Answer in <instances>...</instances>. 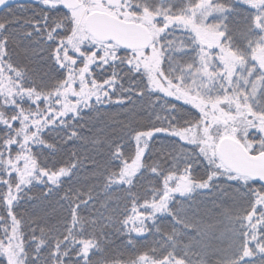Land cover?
I'll return each mask as SVG.
<instances>
[{
    "label": "snow or ice",
    "instance_id": "1",
    "mask_svg": "<svg viewBox=\"0 0 264 264\" xmlns=\"http://www.w3.org/2000/svg\"><path fill=\"white\" fill-rule=\"evenodd\" d=\"M0 264H264V0H0Z\"/></svg>",
    "mask_w": 264,
    "mask_h": 264
}]
</instances>
